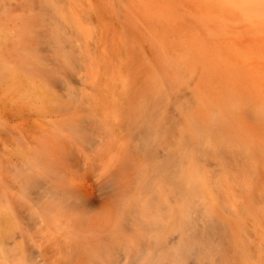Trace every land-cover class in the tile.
I'll list each match as a JSON object with an SVG mask.
<instances>
[{
	"label": "bare ground",
	"instance_id": "obj_1",
	"mask_svg": "<svg viewBox=\"0 0 264 264\" xmlns=\"http://www.w3.org/2000/svg\"><path fill=\"white\" fill-rule=\"evenodd\" d=\"M2 10L0 264H264V0Z\"/></svg>",
	"mask_w": 264,
	"mask_h": 264
},
{
	"label": "rangeland",
	"instance_id": "obj_2",
	"mask_svg": "<svg viewBox=\"0 0 264 264\" xmlns=\"http://www.w3.org/2000/svg\"><path fill=\"white\" fill-rule=\"evenodd\" d=\"M10 14L7 12V10H2L1 12H0V19H3L5 16H9ZM52 16H55V19H57L59 16H58V14L57 15H53V14H51ZM58 22H59V24L56 26L57 28H54V26H50L51 28H54V29H56V31H54V29L52 30V29H49L50 30V33L52 34V32H53V35H59V36H61V37H63L64 38V34H67V35H65V38L64 39H67V37H68V30L66 31L64 28H66V23L64 24L63 22H62V24L60 25V23H61V21L58 19ZM58 27H59V29H60V27H62L61 29H62V31H64V32H66V33H64L63 34V32L62 31H60L59 29H58ZM60 32H61V34H60ZM177 146H178V138H177ZM178 239V238H177ZM168 247H171L173 244L172 243H169V244H166ZM213 249H217L216 251H214ZM219 249V250H218ZM222 249H223V251H222ZM224 249H226V250H224ZM196 251H197V253H196ZM209 251V252H208ZM222 251V252H221ZM224 251H226V252H224ZM135 251H133V253H134ZM194 254H192V253ZM206 252V253H205ZM215 254H214V253ZM220 252V253H219ZM225 254H224V253ZM189 253V254H188ZM191 253V254H190ZM216 253H219V254H216ZM196 254H198V255H196ZM212 254V255H211ZM213 254H214V256H213ZM227 254V256H225ZM202 255V256H201ZM221 255H222V257H221ZM195 256V257H194ZM198 256H199V258H202V259H200L199 260V258H198ZM217 258H216V257ZM218 256H220L219 257V259H218ZM111 257V256H110ZM188 257V258H187ZM207 257V258H206ZM224 257H225V259H224ZM111 258H114L113 256L111 257ZM134 258H138V257H136V256H132V254L131 253H129V255L127 256V257H125V258H123L122 260H118L117 261V264H132L134 261H135V259ZM198 258V259H197ZM216 258V259H215ZM133 259H134V261H133ZM197 259V260H196ZM204 259V260H203ZM218 259V260H217ZM220 259H221V261H220ZM224 259V260H223ZM229 259H230V255H228V252H227V248H225V247H221V249L220 248H214V247H212V248H208L207 250H205V251H203V253H202V250H199V249H195V251H194V249H192L191 251H187V253H186V255H185V258H184V262H185V264H229ZM228 260V261H227ZM197 261V262H196ZM200 261H201V263H200ZM220 261V262H219ZM133 264H135V263H133ZM141 264H143V263H141ZM231 264V263H230Z\"/></svg>",
	"mask_w": 264,
	"mask_h": 264
}]
</instances>
